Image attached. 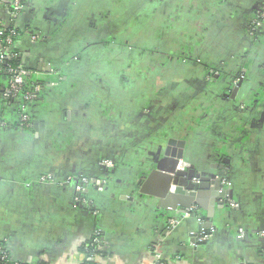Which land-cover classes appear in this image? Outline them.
<instances>
[{
  "label": "crops",
  "instance_id": "0c3cea01",
  "mask_svg": "<svg viewBox=\"0 0 264 264\" xmlns=\"http://www.w3.org/2000/svg\"><path fill=\"white\" fill-rule=\"evenodd\" d=\"M11 1L0 0V24L20 32L25 67L46 75L26 129L0 76V241L12 259L83 264L81 246L98 232L97 264H152L155 251L167 264H264V35L252 43L247 31L264 0H26L16 20ZM163 30L204 36L188 51L160 53L140 74L128 51L150 54V32ZM160 64L165 74H152ZM169 138L188 142L179 172L225 177L238 205L221 209L217 199L215 232L196 249V220L172 228L180 215L139 193ZM106 161L115 169L102 168ZM80 175L106 185L87 193L92 213L77 201ZM148 190L161 192L160 179Z\"/></svg>",
  "mask_w": 264,
  "mask_h": 264
},
{
  "label": "water",
  "instance_id": "95a60500",
  "mask_svg": "<svg viewBox=\"0 0 264 264\" xmlns=\"http://www.w3.org/2000/svg\"><path fill=\"white\" fill-rule=\"evenodd\" d=\"M243 79L240 80L238 86L234 87L236 91L239 86L243 84ZM231 86V85H230ZM232 88V87H231ZM187 142L182 139L169 138L164 143L159 152L155 155V161L152 164V171L149 174H144L145 181L139 189L141 196H150L157 202L158 210L174 212L177 215L183 214L187 209L193 205L198 207V212L194 219L198 222V230L191 233L189 245L192 248H198L206 242L199 243L198 239L204 235L214 233L217 225L214 220V207L213 204L217 202V199H221V209H228L226 204L229 203L230 193L228 189L223 186V176L212 175L210 178H201L196 174L195 166L191 167L189 173L179 172V166L182 161H188V149ZM224 162H228L227 160ZM187 180L181 182L180 177H185ZM160 179L161 192H150L148 186L152 181ZM199 180V183H193V180ZM97 189V188H96ZM214 192L218 195V198H210V202H202L203 192ZM180 193L185 195L183 198H187L188 202L184 205L179 201L181 197L177 196ZM211 197L209 194H206ZM208 206H211L210 209ZM208 212L207 215H203V212ZM190 220V219H189ZM187 221V220H185ZM184 222V221H182ZM202 222V223H200ZM241 240V238L239 237Z\"/></svg>",
  "mask_w": 264,
  "mask_h": 264
},
{
  "label": "built area",
  "instance_id": "2783aa9c",
  "mask_svg": "<svg viewBox=\"0 0 264 264\" xmlns=\"http://www.w3.org/2000/svg\"><path fill=\"white\" fill-rule=\"evenodd\" d=\"M11 7L13 9L12 14L15 20L18 19V17L26 10V6L23 4L22 0H12ZM263 29H264V8L261 9L257 13L255 19H253L251 30L253 31V33L254 32L258 33L259 30L262 31ZM15 30L16 28L12 29L11 34L5 37V41H4L5 46L0 47V71L6 73V75L9 78V84L3 96L6 100H12L15 104H18L20 108L19 109L20 126L23 129H26L30 127L32 120L31 117L33 112L31 110L34 107V104L37 102L42 91V87L39 84V79L43 77L45 74H37L25 66H18V67L3 66V64L7 59L11 57H17L18 53L15 54L14 52L16 46H15V42L13 41V38L17 36ZM5 32H6V28L0 24V37L5 36ZM103 167L107 170H111L113 168V163L106 161L103 163ZM41 181L43 183L48 182L46 178H43ZM195 183H199V180L198 182L195 181ZM222 184L227 189L230 187V183L227 181H224ZM104 187H105V182L103 181L91 180L86 177H82L79 179L77 185V192L79 198L77 199V201L85 211L92 213L93 210L91 203L86 198L87 193L91 189H96V188L98 191H102L104 190ZM229 203L233 209H236L238 207V205L235 202H233L231 199H229ZM197 212H198V207L196 205H193L191 208L187 209L183 214H181L180 220H171L170 221L171 227L176 228L182 221L196 217ZM211 235L212 233L209 235L202 236L201 238L198 239V242L203 243L208 241L209 238H211ZM239 237L243 238L244 235H241ZM262 237L264 238V233L262 234ZM90 240H93V243L97 245L98 251L101 252L104 251L98 232H94L93 237ZM100 257H101L100 255H96L90 258L89 260H93L94 262L98 263ZM153 258H154V262L152 264H164L165 262V261H161V256L158 253V251H155ZM0 260L9 261V254L3 249L1 244H0ZM17 264H23V263L19 262Z\"/></svg>",
  "mask_w": 264,
  "mask_h": 264
},
{
  "label": "flooded vegetation",
  "instance_id": "af4514ba",
  "mask_svg": "<svg viewBox=\"0 0 264 264\" xmlns=\"http://www.w3.org/2000/svg\"><path fill=\"white\" fill-rule=\"evenodd\" d=\"M27 10V9H26ZM25 10V11H26ZM250 28H249V30H247L248 31V38L249 39H251V41H252V43H256L257 41H260V40H262V38H263V36L262 35H264V29L262 30V31H258V33L256 32H254L253 33V31L251 30L252 29V23L250 24V26H249ZM186 32V31H185ZM145 33H147V32H145ZM150 33H153L152 35H151V37H152V41H154V45H151V49H149L150 50V54H148V53H146L145 51L144 52H142V53H140V54H135V53H132V52H129L128 51V57L131 59H136L137 60V66H138V72L140 73V74H144V71L146 70V68L149 66V63L150 64H152L151 62V60H152V58H153V63H155L157 60H158V58H159V55H160V53H164V54H169V55H172V54H178V53H180V52H182V51H188V50H190L191 48H192V44L193 43H195L197 40L199 41V39L202 37V36H204V35H201L202 33H200L199 34V36H197V35H195V33L194 32H186V33H188V35H189V38L188 39H186V38H184V39H182V40H179V38H177L176 36H171V34H173L172 32H171V34H169L170 32H167L166 30H163V31H153V32H150ZM176 33H178V32H174V35L176 34ZM141 34H144V32H141ZM169 34V35H168ZM150 37V38H151ZM186 40H187V42H186ZM152 41H150V42H152ZM176 41V45H173V46H171V43H173V42H175ZM116 41H113V44L115 43ZM113 46H111L110 47V52H111V54L112 55H115L116 54V51H119V49L118 48H116V49H113V48H115L116 46H114L113 48H112ZM109 48V47H108ZM120 48H123V46H120ZM132 54V55H131ZM168 57V56H167ZM127 58V57H126ZM179 59L177 58V60H175V61H178ZM174 61V62H175ZM164 67V64H160L159 66L157 65V66H155L154 68L156 69L155 71H154V73H152V74H165V73H161V72H163V68ZM224 70V68L222 69V71ZM104 71V70H103ZM224 72V71H223ZM209 73L210 74H208V76L209 77H207L208 79H211L212 80V78L214 77V75H216L217 74V71H215V70H213V69H210V71H209ZM243 73V71H241V74ZM120 74V73H119ZM242 79L245 77L244 76V74H242ZM245 79H246V77H245ZM241 80V79H240ZM237 86V84H236V81H235V84H233V87H232V85L230 86L229 85V87H228V91H230L232 94L235 92L234 90H233V88L234 87H236ZM232 87V88H231ZM218 88V86H216V89ZM231 88V89H230ZM225 89V88H224ZM227 90V89H226ZM226 92V91H225ZM210 100H211V96H210V92H208L207 93V95L205 96V98L203 99V100H201L202 102H199V103H197L195 106H197L198 107V109H200V108H202L201 106L203 105V104H209L210 103ZM194 106V107H195ZM31 119H32V117H31ZM204 120V119H203ZM202 120V121H203ZM226 125V124H225ZM174 137V136H173ZM191 138V137H190ZM174 139H176V138H174ZM187 142V141H186ZM188 143V142H187ZM225 161V160H224ZM221 167H224L225 165H224V162L223 161H221ZM101 167L103 168V162H101ZM113 168L115 169V166H114V164H113ZM113 168L111 169V170H113ZM226 173V172H225ZM196 174H198L197 172H196ZM82 177H86L85 175H80L79 177H78V181H77V185H78V182H79V179L80 178H82ZM86 178H88V177H86ZM201 178H206V177H202L201 176ZM223 178V182L224 181H227V182H229L225 177H222ZM195 181H197L198 182V180L197 179H194L193 180V183H195ZM230 183V182H229ZM195 184H197V183H195ZM106 186V185H105Z\"/></svg>",
  "mask_w": 264,
  "mask_h": 264
},
{
  "label": "trees",
  "instance_id": "16d2710c",
  "mask_svg": "<svg viewBox=\"0 0 264 264\" xmlns=\"http://www.w3.org/2000/svg\"><path fill=\"white\" fill-rule=\"evenodd\" d=\"M23 4L26 6L27 2L26 0H22ZM11 11H13V9L11 8ZM12 29H14L13 27H9L6 28V32H5V36L0 37V47H4V41H5V37L7 35L11 34ZM15 32L17 33V36H15L13 38V41H17L20 37V32L18 30H15ZM15 54L18 53L17 50L15 49ZM4 67H18V66H25L23 63V59L21 58V55L18 53L17 57H11L9 59H7L5 61V63L3 64ZM6 74H4L3 72L0 71V76H5ZM7 103H14L12 100H6ZM1 246L3 247V249L9 254V261H1L0 260V264H17L19 262L14 261L10 255V252L8 251L6 245L4 244V242L0 241ZM81 252L85 253L87 256V259L83 264H97L96 262H94L93 260H89L90 258L96 256V255H100V256H104L105 253L98 251L97 250V245L93 243V240H90L86 243H84L81 246ZM24 264V263H23ZM164 264H167L166 262H164Z\"/></svg>",
  "mask_w": 264,
  "mask_h": 264
},
{
  "label": "rangeland",
  "instance_id": "374dc122",
  "mask_svg": "<svg viewBox=\"0 0 264 264\" xmlns=\"http://www.w3.org/2000/svg\"><path fill=\"white\" fill-rule=\"evenodd\" d=\"M208 74H210V73L208 72Z\"/></svg>",
  "mask_w": 264,
  "mask_h": 264
}]
</instances>
